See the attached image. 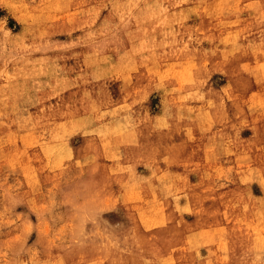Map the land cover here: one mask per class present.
<instances>
[{"label": "rangeland", "instance_id": "374dc122", "mask_svg": "<svg viewBox=\"0 0 264 264\" xmlns=\"http://www.w3.org/2000/svg\"><path fill=\"white\" fill-rule=\"evenodd\" d=\"M0 264H264V0H0Z\"/></svg>", "mask_w": 264, "mask_h": 264}, {"label": "bare ground", "instance_id": "6f19581e", "mask_svg": "<svg viewBox=\"0 0 264 264\" xmlns=\"http://www.w3.org/2000/svg\"><path fill=\"white\" fill-rule=\"evenodd\" d=\"M157 25V24H156ZM154 31L156 32V33H158V35L160 34V29H158V28H154ZM164 31V30H163ZM162 31V32H163ZM168 31V30H167ZM180 37H182V36H180ZM175 38V37H174ZM154 40H156V36H153V41ZM177 40V39H176ZM166 41V40H165ZM169 41V40H168ZM173 41V40H172ZM177 42V41H176ZM157 45H160V40H159V37L157 36ZM168 45V44H167ZM242 53H243V51H242ZM239 58V57H238ZM237 62V61H236ZM240 62V61H239ZM238 63V62H237ZM236 63V64H237ZM233 83H234V81H233ZM227 254V253H226ZM226 259V258H225Z\"/></svg>", "mask_w": 264, "mask_h": 264}]
</instances>
